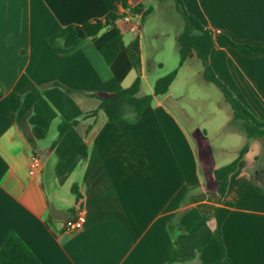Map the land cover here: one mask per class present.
Here are the masks:
<instances>
[{
  "label": "crops",
  "instance_id": "0c3cea01",
  "mask_svg": "<svg viewBox=\"0 0 264 264\" xmlns=\"http://www.w3.org/2000/svg\"><path fill=\"white\" fill-rule=\"evenodd\" d=\"M181 2L214 36L264 48V0ZM123 12L122 0H0V245L13 231L41 264H164L170 223L179 261L173 264H212L221 258L222 264H264V161L255 168L259 142L249 144L220 198L219 183L236 157L223 160L225 146L214 148L206 130L184 128L167 107L169 90L134 123L119 125L100 113L83 118L96 108L93 98L43 89L56 117L37 143L41 166L29 173L33 153L16 123L32 108L28 91L56 82L110 97L134 81L125 52L110 65L100 55L117 31L123 35L125 24L117 20L94 38H82L85 23ZM67 26L81 40L58 53L50 40ZM140 57L142 85L153 66L145 62L141 45ZM208 63L232 97L264 123V55L215 47ZM62 121L78 125L51 148ZM81 143L87 145L85 160L77 152ZM79 206L85 210L82 229L65 231ZM217 207L229 211L219 234ZM193 221L199 222L184 232Z\"/></svg>",
  "mask_w": 264,
  "mask_h": 264
},
{
  "label": "trees",
  "instance_id": "16d2710c",
  "mask_svg": "<svg viewBox=\"0 0 264 264\" xmlns=\"http://www.w3.org/2000/svg\"><path fill=\"white\" fill-rule=\"evenodd\" d=\"M128 0H122V7L124 11L130 10L133 15L141 14L139 29H141L145 19L152 12L151 7L144 8L141 2L137 4H128ZM176 9L180 14L183 22L181 30L176 34L175 42L180 56L178 69L170 74L156 80L153 84L152 93L150 95L138 96L141 86V57H140V43L139 37L135 36L128 44H124L122 35L117 31L116 35L100 48V55L103 61L110 65L120 52H125L131 66L135 72V79L132 84L124 89H120L110 97H98L93 94H85L81 92L71 91L63 85L53 82L43 85L37 89H31L27 95L32 100V108L27 113L21 114L17 118V126L24 134L32 153L38 155L36 152L37 143L47 136V132L51 122L55 119L56 113L49 105V103L42 97L41 91L48 87H58L64 90L69 96H87L97 100L95 109L85 111L83 118L88 119L97 116L99 113L107 121L114 124H130L134 123L140 116L143 108L152 103L155 97H161L167 94L170 85L176 78L179 68L182 67L186 58L192 53L201 62L203 67V78L215 85L223 94L226 103L229 105L234 116V125L239 134H241L245 142L239 149L236 158L226 167V176L219 183V196L222 198L226 192L228 185V177L233 173L237 167L238 162L243 155L248 151L249 144L257 141L260 144L261 153L255 158V161L261 159L264 154V123L257 120L244 107H242L228 92L226 87L221 84L213 75L208 57L210 51L215 48H229L238 52L243 56L255 57L264 55V48L253 47L245 44H237L231 41L224 35L214 36L213 33L204 27L194 18L189 16L184 9L181 0H174ZM124 12L121 15L108 13L104 20H94L87 22L81 27L83 33L82 38H94L104 28L113 27L117 20L122 19ZM81 38L73 26H67L61 29L52 39L50 45L58 53H67L71 51L79 42ZM60 43V44H59ZM78 121L66 122L62 121L57 126L56 139L51 144L53 148L62 136L68 131L75 128ZM77 152L82 160L87 156V145L85 143L79 144ZM261 192L262 190L258 188ZM71 191L76 195V202L80 200V196L76 193L75 187ZM229 211L222 207H217L214 213L215 230L219 234L221 226L228 216ZM199 221H193L183 228L184 232H188ZM173 226L170 223L167 225L169 235L171 237L170 252L164 264L177 263V243L172 231ZM200 249L195 253L198 256ZM0 264H41L23 241L13 232L9 231L3 238L0 245ZM212 264H222V258Z\"/></svg>",
  "mask_w": 264,
  "mask_h": 264
},
{
  "label": "rangeland",
  "instance_id": "374dc122",
  "mask_svg": "<svg viewBox=\"0 0 264 264\" xmlns=\"http://www.w3.org/2000/svg\"><path fill=\"white\" fill-rule=\"evenodd\" d=\"M140 2L144 8H152L141 29L138 30L130 25L121 28L124 44H128L138 36L145 62L153 66L146 73L148 78L142 83L138 93V96H144L152 93L156 80L178 69L180 56L175 37L181 30L183 22L174 0H141ZM202 72L201 62L192 53L179 68L176 78L169 87L172 96L167 100V107L184 128L189 131L206 130L210 144L214 148L224 145L226 154L223 160L230 162L237 156V151L245 141L237 133L233 122L234 116L222 92L215 85L207 82ZM53 132L54 126L49 134ZM263 159L264 154L261 155L255 168L263 165Z\"/></svg>",
  "mask_w": 264,
  "mask_h": 264
},
{
  "label": "built area",
  "instance_id": "2783aa9c",
  "mask_svg": "<svg viewBox=\"0 0 264 264\" xmlns=\"http://www.w3.org/2000/svg\"><path fill=\"white\" fill-rule=\"evenodd\" d=\"M141 14L133 15L130 13V10L127 9L124 11V15L121 19V22L125 25H130L139 29ZM41 166V159L38 155L31 156V165L29 173L32 175L36 170ZM85 218V210L82 207H78L74 215L64 223V230L67 232H75L83 227V222Z\"/></svg>",
  "mask_w": 264,
  "mask_h": 264
},
{
  "label": "water",
  "instance_id": "95a60500",
  "mask_svg": "<svg viewBox=\"0 0 264 264\" xmlns=\"http://www.w3.org/2000/svg\"><path fill=\"white\" fill-rule=\"evenodd\" d=\"M133 4L139 3L141 0H130Z\"/></svg>",
  "mask_w": 264,
  "mask_h": 264
}]
</instances>
